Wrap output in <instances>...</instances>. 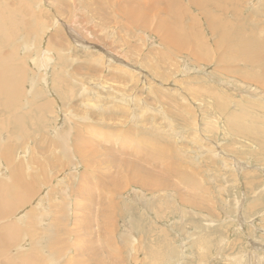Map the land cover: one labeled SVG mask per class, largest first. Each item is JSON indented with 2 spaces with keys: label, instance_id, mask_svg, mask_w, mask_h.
<instances>
[{
  "label": "rangeland",
  "instance_id": "1",
  "mask_svg": "<svg viewBox=\"0 0 264 264\" xmlns=\"http://www.w3.org/2000/svg\"><path fill=\"white\" fill-rule=\"evenodd\" d=\"M24 1L36 13L47 12L46 25L28 34L26 28L25 32L11 25V20L24 18V11L16 12V6L10 15L5 11L10 36L0 39V54L16 48L18 58L26 57L21 107L31 92L36 99L35 93L42 92L52 101V112L42 131L48 140L46 147L42 145L46 154L41 145L32 153L27 146L18 151L27 162L33 153L47 162L51 150L61 160L51 161L53 169L46 168L51 181L36 184L39 191L33 204L38 216L49 212L46 224L38 221L47 228L39 226L44 228L39 238L22 228L19 241L8 250H15L18 257L23 251L33 253L30 248L38 245L41 259L45 255L39 264H96L100 258L102 264H264V92L255 83L236 78L235 71L260 76L264 60L252 63L240 57L221 64L218 58L226 55L225 48L214 45L208 62H194L185 52L175 53L179 46L166 44L165 49L154 32L167 20L161 13L148 28L136 27L131 18L125 24V16L114 5H142L141 14L152 16L153 11L146 10L151 6L148 0H99L111 16L109 24L92 13L100 3L91 0ZM224 1L239 12L234 15L231 9L223 21L228 18L234 25L244 20L246 26L256 24L259 35L264 33V0ZM176 2H168L169 12L178 10ZM180 2L197 14L188 0ZM175 17L168 20L174 22ZM178 19L177 28H186L187 36L191 20ZM200 27L212 46L204 19ZM230 31L234 35L232 26ZM165 51L171 56L160 64L165 78L152 76L140 63L143 56ZM58 56L64 62L58 63ZM220 64L234 73H222ZM60 66L66 71L55 81ZM72 71L74 76L69 75ZM206 89L222 94L224 99L217 104L224 110L208 93V99L197 100L188 93L194 90L200 97ZM237 115L242 116L233 118L238 127L243 124L249 130L226 124L228 117ZM247 117L257 122L245 123ZM54 209L61 210L58 215L67 232L61 235L64 247L58 258L50 250L47 253L48 248L44 252L42 245L60 239L55 223H50ZM26 213L21 219L29 220ZM76 232H85L81 252L74 248L73 242L80 245ZM107 247L109 257L102 252ZM91 248L96 259L88 253Z\"/></svg>",
  "mask_w": 264,
  "mask_h": 264
},
{
  "label": "bare ground",
  "instance_id": "2",
  "mask_svg": "<svg viewBox=\"0 0 264 264\" xmlns=\"http://www.w3.org/2000/svg\"><path fill=\"white\" fill-rule=\"evenodd\" d=\"M91 1L95 4L100 3L96 5L94 8H92V13L96 15L97 14L100 15L101 19L104 20L105 24L113 23V21L111 20V16L108 14V12L105 9H104L105 11H103L104 7L101 4L103 2H100L99 0H91ZM103 1L109 2V0H103ZM148 1L151 2V6H148L146 10L147 11L152 10L153 11L152 16H149V15L144 16L141 14L142 5L138 6L137 4H135L138 6L137 7L138 9H137L133 7L134 5L132 4H129L131 5L130 7H126V5H120L117 2L116 3L113 2V3L114 5H116L118 9H120V12L125 16L124 23L128 24L131 18V24L136 27H142V28L147 27L148 28L149 23L153 22L154 16L158 13H161L167 20L161 22L158 25V27L154 30V32L156 35H158V39L164 45L165 49L169 47V46L167 47L166 44L174 45L173 46L174 49L176 48L175 46H179L180 49L175 50V53L178 54L180 52H185L190 58H193L192 60L195 59L196 61L198 60V61L208 62L210 59L209 57L210 55H208V53H210L211 49L214 52V45H216L218 47H224L225 49L222 50L223 53L226 55L229 54L228 56L230 57L228 58L226 57V55H221L220 57L218 56L219 57L218 61L221 64L223 62L226 63V61H228L227 62L228 64L229 61L238 60V58L240 57L248 58L250 59V61H253L252 63L260 62L261 60H264V33H262L261 35L258 34L257 30L255 29L257 27L256 24L246 26L243 24L244 23V20H243V23L235 22L233 25L228 20V18H226L227 21L233 27V29H235V32H232L234 33V35H231L230 33L231 26L228 22L223 21L225 19L224 16L226 13L230 12L231 9L233 10L234 15L237 12H239V10L238 9L234 10L233 7H231L230 4L227 3L228 1L188 0L189 6H191L192 4L193 7L198 11L196 15H193L187 7H183L184 4L183 2H180V0H176L177 1L176 3H178L177 5L178 10L176 11L174 9L175 11L173 12L168 11L171 5L168 3L170 2V0H148ZM171 1H174V0H171ZM178 1L180 2V4ZM230 1L233 3L237 2V0H230ZM161 2L165 3V6L162 8L157 6V4ZM41 3H43V1L40 2V4ZM14 6L17 7L16 12H19L21 10V11H24L25 14H22L24 18H18V19L11 20L12 26L13 24H15V26H18L20 29H23L24 31L26 28V31L29 34V33H32L33 28L38 29L40 28L41 25L42 26L46 25V21L43 20V16H46L47 12L44 13L45 15H42L41 14L42 10L38 11L37 13L35 11L36 8H31L30 10L29 5H27L24 0H0V39L6 36L8 40L10 36L7 30L8 27H6L5 25V20L7 18L6 17L7 14L5 13V11L9 10L7 12H8V15H10L12 11L14 12ZM12 7L13 9L11 10ZM26 13L28 14V17H25ZM171 16L172 17L178 16V17H175L177 18L175 19L176 21L180 20L178 19L179 17H181L182 19L187 17L188 19L191 20V24L187 27L189 30V34L187 36H185L184 34L186 28L183 27L180 29L181 31H179V29L177 28L178 23L176 24L175 20L174 22L168 20L169 17ZM37 18H40V19H37ZM202 19H204V22L206 23L208 30L212 37L211 38L212 46H209V47L207 44V40L203 37V34L201 32L200 22ZM236 19L239 20L240 18L238 17ZM25 20H27V22ZM19 25H22V26L24 25V26L23 27L21 26L22 27L21 28ZM42 26L41 28H43ZM239 36H241V38L237 39V37ZM187 41H191L192 44L190 46H183L182 44H184ZM47 44L50 45L51 44L50 41H47ZM249 52L252 53V55L249 54ZM146 53L148 55L143 56L144 58L140 62L141 65H143L145 68L150 70L153 73L152 76L155 75L158 77L165 78L166 73L160 69V64L163 62L170 61L171 56L169 55V52L165 51L162 54H157V55H154V54L149 55L148 52ZM215 55H218V54H215ZM154 57L156 58L154 59ZM25 58L26 57H21V58L17 57L16 48L13 49V53H6V54L1 53L0 54V112L2 113V114L0 113V220L7 218L9 215H11V213H13L14 210H15L14 213H16L18 210L20 209L22 210L23 208L28 207V210L26 209L27 210L26 215L29 218V220L28 219L26 220L28 222L30 220H34L35 222L37 221V223L38 221H40L46 224L45 221H47L48 219L49 212L47 213L42 212L39 214L38 217L36 216V214L39 213L35 205L33 204V201H35V196L36 194H38V191H39V189L36 188V184H38L39 182L51 181L52 177L50 174H48V172L46 171V168L51 167V169H53L54 166L56 165H51V161L61 160V158L55 155L54 151L51 150L50 151L51 154L47 157V162H46L45 157L44 158L42 157L39 160L37 156L34 155L33 153L34 156L32 155V160L28 161L30 163L28 165L27 160L24 161V159H22L23 155H21V152H19L20 148H23V151H24V148L26 146H27L26 148H28V150L30 151L32 149L34 150V147H39L40 145L41 146L44 145L45 147L47 146V143H46L48 141L47 136L46 135L44 136L43 135L44 132L42 131L46 128V121L48 120L47 115L51 114L52 112L50 110L52 101L45 98L42 92L35 93L38 96L37 99L32 98L33 92H31L30 98L28 97V99H26L22 105L23 108L21 107L22 97L25 94V91L23 88V82L25 81V77H26L24 65L27 60ZM63 60L64 59L62 56H58V61H57L58 63H61ZM232 63L234 64V63H239V62L237 61V62H232ZM244 64H249V63L245 62ZM221 66H223V69L220 71L226 74L227 76L232 75L234 73V70L229 69V67L225 66L224 64ZM60 69H61L60 73L59 72L54 73L53 79L55 81H58L59 75L62 74L61 73L62 71L64 72L66 71L64 70L62 66H60ZM123 71L127 72L126 69ZM235 71L238 73L236 74V78H239V80H241L242 82L255 83L256 86L261 91L264 92V70L262 71V74L260 76H253V77H252V74H247V72L243 73L239 70H235ZM70 73L72 74H69V75L74 76L75 72L72 71ZM65 74H67V72ZM131 76L133 77V73ZM60 79L62 80L61 77ZM147 82L145 83L148 87L150 83H147ZM52 85L54 87V84ZM152 91H149V92L151 93ZM156 91H158L159 93L160 89H157ZM188 93H190V96H192V99H196V100L202 97H206L208 99L207 96L209 94L210 97L213 98V100L212 99L211 100L214 102L215 106L220 110H224L223 104L222 105L217 104V101L220 98L224 99V97L222 96V94L215 92L213 89H206L205 92H201L200 97H197L198 92L194 90H189ZM37 114L40 116V120L37 118L38 116ZM235 117L242 118L241 115L228 117L226 119V124L229 127H234V129L236 130L238 129L239 130H249L243 124H240V126L238 127L236 123H238L239 121L233 119ZM248 122H257V120L250 119L249 117H247V120L245 123H248ZM27 124L29 125L28 129L26 128L28 126ZM245 134H247L246 136H248V131ZM242 135L245 136L244 134ZM45 147L42 146V149H44ZM45 149L44 151L46 154L47 151ZM28 150L26 152H28ZM30 153H32V151ZM25 156L24 158H26ZM38 161H41V162H38ZM147 161L149 160H146V162ZM132 165H133V162H130V166ZM58 166H61V165H58ZM62 166H64V164H62ZM36 167L40 168L41 171H34V168ZM49 173L51 172L49 171ZM38 177H40L42 181H38L37 180L39 179ZM56 209H54L53 213H51L52 215H51L50 223L51 225L53 222L55 223L54 226L58 228V231L60 232V239L55 242L45 241L42 244L45 250L44 252H46V249L48 248L47 252L48 250H50L53 253L54 258L56 257L58 258L60 255L63 254L62 247L64 246H63L61 235L67 234L66 229L64 230V227L62 225L64 219L62 216L58 215L61 212V210L59 211ZM8 221H10V218ZM20 221L22 223L25 220L20 218ZM28 222H26V224H29ZM21 223L20 225H22ZM26 224L25 226H27ZM30 224L32 223L30 222ZM2 225L3 226H0V231H1V234H0V264H18V263L20 264H39L41 260L43 261L45 259V255H44V259H41L43 258V255L41 256V253L43 251L38 249V245H36V247L33 246V249H34L33 253L27 254V251L26 252L23 251L19 254L18 257H16V255L13 253L15 250L12 248V250L14 251H9L10 250L9 246L11 248L12 244H14L12 240L16 239V241H19L18 239L21 236L20 234H22L21 231L23 227L16 226L14 224H11L10 222L9 224H6V225L4 222L2 223ZM28 226L30 227V225ZM59 232L54 236L55 238L59 237ZM31 235H33V233ZM76 235H77V239L80 241V245H78L77 242H73L75 246L74 248L79 249L77 252H81L80 246L82 244L81 241L84 235L78 234L77 232H76ZM37 236H38L37 238H39V235ZM82 246H85V245H82ZM14 248H15V245H14ZM82 252H85L84 248ZM102 252H104L107 257L111 255L110 247L103 249ZM88 253L91 257L96 259V252L94 251V248L89 249ZM30 254H32L31 257H29ZM12 255L14 256L15 259L13 258ZM69 260L71 261L73 259L70 258Z\"/></svg>",
  "mask_w": 264,
  "mask_h": 264
},
{
  "label": "crops",
  "instance_id": "3",
  "mask_svg": "<svg viewBox=\"0 0 264 264\" xmlns=\"http://www.w3.org/2000/svg\"><path fill=\"white\" fill-rule=\"evenodd\" d=\"M28 210V207H25V208H23L22 210H18L16 213H14V211H13V213H11V215H9L7 218H4V219H2V220H0V226H3L2 225V223H4L5 222V225L6 224H9V222L11 223V224H14V225H16V226H19V227H23L24 228V231L26 232V233H28V235H30V236H32L31 234L32 233H34V234H36V238L38 237L37 235L38 234H40V233H42L43 231H44V228H43V230H39V226H43V227H45V229L47 228L46 226H44L43 224H39V223H37V221L35 222L34 220H30L29 222L27 221V220H25L24 222H22L21 223V221H20V218H21V214H23V213H25L27 210ZM19 212V213H18ZM16 217V218H15ZM37 217H38V214H37ZM9 218H10V221H8L9 220ZM12 218V219H11ZM7 219V220H6ZM14 220V221H13ZM1 221H3V222H1ZM6 221H8V222H6ZM34 221V222H33ZM14 222V223H13ZM22 224V225H20V223ZM26 222H28L29 224H26ZM30 222L32 223V224H30ZM25 224L27 225V226H25ZM28 225H30V227L28 226ZM32 225V226H31ZM49 228H51V226H49ZM32 229V230H31ZM48 230V229H47ZM78 230H80V229H78ZM83 234H85V232L83 233ZM21 235V234H20ZM22 236V235H21ZM32 238V237H31ZM29 239V238H28ZM30 240V239H29ZM13 242H16V239L15 240H12ZM31 241V240H30ZM30 249H33V248H30ZM48 253V252H47ZM32 256V254H30L29 255V257H31ZM45 260V259H44ZM96 264H102V258H100L99 260H97L96 262H95ZM18 264H20V263H18Z\"/></svg>",
  "mask_w": 264,
  "mask_h": 264
}]
</instances>
